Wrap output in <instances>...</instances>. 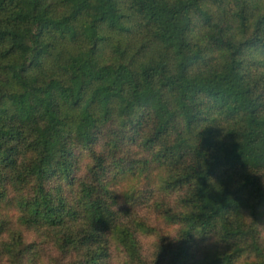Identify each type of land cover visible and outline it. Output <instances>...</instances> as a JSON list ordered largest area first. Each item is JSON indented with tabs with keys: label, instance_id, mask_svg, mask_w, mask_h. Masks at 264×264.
<instances>
[{
	"label": "trees",
	"instance_id": "1",
	"mask_svg": "<svg viewBox=\"0 0 264 264\" xmlns=\"http://www.w3.org/2000/svg\"><path fill=\"white\" fill-rule=\"evenodd\" d=\"M147 196L142 263L152 231L127 219ZM117 254L264 264V0H0V264Z\"/></svg>",
	"mask_w": 264,
	"mask_h": 264
},
{
	"label": "rangeland",
	"instance_id": "2",
	"mask_svg": "<svg viewBox=\"0 0 264 264\" xmlns=\"http://www.w3.org/2000/svg\"><path fill=\"white\" fill-rule=\"evenodd\" d=\"M149 126H150V123L148 122V119L145 116L143 118H140L136 123L127 125L126 132H129V135L133 137L138 132V130H142V129L146 130ZM103 139L104 138H100V141L95 146V152H96L95 155L100 156L102 155V153H104L103 151L105 150L104 149L105 147H104ZM125 143H126V146L123 148L122 154L120 156L124 159H127V157L130 156L134 152L130 148V147H133V145H131L133 141L126 140ZM82 160H83L82 164L84 166H81L82 164L81 165L79 164V166H81V168L83 169L85 168L86 164L92 165L93 163H95V161H93V158H92V153H90V149L89 151L85 152V156L84 158H82ZM109 160L112 161V159H109ZM84 174L85 172L83 171L80 172L79 173L80 176L78 175V177L74 179V183H72V186H69L67 189L68 193L70 194V196L73 198L75 202L79 194V190H80L79 187L82 184L81 176H83ZM113 185L117 188V190L121 194H123L126 192L135 191L137 190V188L141 187L143 184H142V181H140L137 178H131L127 175H123L121 177L116 178L113 182ZM154 197L155 196H153V198L151 199L149 196L145 197L144 202L143 203L141 202V204L136 208L135 213L131 214V216L127 219V223L129 224L132 221L133 224L142 226L152 231L149 233L144 232V234H140L141 237L139 238V244H140V249H141V262L142 263L152 262V260L157 255L159 246H160L161 235L158 232V230L159 228H161L162 222L157 214V211H155L153 208L152 202H153V199H155ZM72 230L74 232L76 231L75 225H73ZM51 238L52 239L50 241L54 242L53 237ZM47 248H48L47 253L48 255H50V257L55 255L53 253L55 249L57 248L55 242L52 245H48ZM46 255L47 254L45 253V258H46ZM115 256H116L115 263L117 262V264H122L124 256H121L119 254ZM141 262L135 259L131 260V264H141Z\"/></svg>",
	"mask_w": 264,
	"mask_h": 264
}]
</instances>
